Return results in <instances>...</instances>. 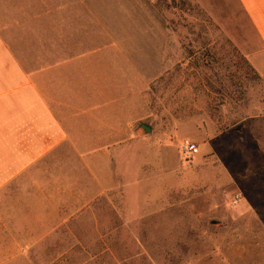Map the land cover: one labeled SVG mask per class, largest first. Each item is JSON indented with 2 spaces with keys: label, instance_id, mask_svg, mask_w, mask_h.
Listing matches in <instances>:
<instances>
[{
  "label": "rangeland",
  "instance_id": "obj_1",
  "mask_svg": "<svg viewBox=\"0 0 264 264\" xmlns=\"http://www.w3.org/2000/svg\"><path fill=\"white\" fill-rule=\"evenodd\" d=\"M95 1L119 41L96 67L128 131L117 186L23 248L0 236V264H264V75L191 0Z\"/></svg>",
  "mask_w": 264,
  "mask_h": 264
},
{
  "label": "crops",
  "instance_id": "obj_2",
  "mask_svg": "<svg viewBox=\"0 0 264 264\" xmlns=\"http://www.w3.org/2000/svg\"><path fill=\"white\" fill-rule=\"evenodd\" d=\"M191 1L264 75V0ZM99 7L95 0H0V236L12 248L24 247L25 232L34 239L58 221L88 215L117 186L115 162L128 131L114 61L106 75L96 67L118 53L119 41ZM261 178L256 190L264 193Z\"/></svg>",
  "mask_w": 264,
  "mask_h": 264
},
{
  "label": "built area",
  "instance_id": "obj_3",
  "mask_svg": "<svg viewBox=\"0 0 264 264\" xmlns=\"http://www.w3.org/2000/svg\"><path fill=\"white\" fill-rule=\"evenodd\" d=\"M181 152L184 156L185 161H188L191 160L198 153V148L194 143L185 140L181 144Z\"/></svg>",
  "mask_w": 264,
  "mask_h": 264
},
{
  "label": "water",
  "instance_id": "obj_4",
  "mask_svg": "<svg viewBox=\"0 0 264 264\" xmlns=\"http://www.w3.org/2000/svg\"><path fill=\"white\" fill-rule=\"evenodd\" d=\"M142 128L144 129V131H145L146 133H149V132H150V128H149V127H147V126H145V125H142Z\"/></svg>",
  "mask_w": 264,
  "mask_h": 264
}]
</instances>
